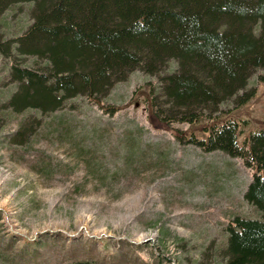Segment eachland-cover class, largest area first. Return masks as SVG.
I'll return each mask as SVG.
<instances>
[{"label":"rangeland","instance_id":"obj_1","mask_svg":"<svg viewBox=\"0 0 264 264\" xmlns=\"http://www.w3.org/2000/svg\"><path fill=\"white\" fill-rule=\"evenodd\" d=\"M33 12L30 2L0 7V264L222 262L233 218L264 221L244 198L253 172L176 135L205 139L213 124L244 120L242 144L263 127L264 67L238 92L253 96L221 104L216 121L160 123L150 102L165 106L159 77L138 70L101 93L100 105L80 91L42 111L12 105L8 50ZM14 63L45 70L31 57Z\"/></svg>","mask_w":264,"mask_h":264},{"label":"trees","instance_id":"obj_2","mask_svg":"<svg viewBox=\"0 0 264 264\" xmlns=\"http://www.w3.org/2000/svg\"><path fill=\"white\" fill-rule=\"evenodd\" d=\"M23 2L34 12L8 50L18 83L12 105L42 111L78 91L100 105L101 93L138 70L159 77L165 106L150 102L160 123L216 121L221 104L236 96L240 107L253 96L238 92L264 67V0H0V7ZM21 57L44 61L45 70L18 68ZM241 123L213 124L205 139L176 137L240 159L253 172L244 198L264 215V121L239 144ZM226 232L219 264H264V221L235 217Z\"/></svg>","mask_w":264,"mask_h":264}]
</instances>
